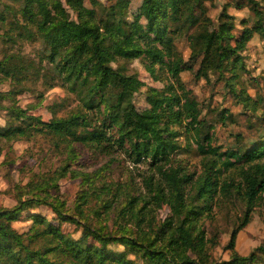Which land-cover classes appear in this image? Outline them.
<instances>
[{
    "label": "trees",
    "instance_id": "16d2710c",
    "mask_svg": "<svg viewBox=\"0 0 264 264\" xmlns=\"http://www.w3.org/2000/svg\"><path fill=\"white\" fill-rule=\"evenodd\" d=\"M18 1V8H0V28L8 26L2 38L11 44L41 41L46 47L43 57L53 73L72 90L79 87L83 111L43 120L21 108L14 94L22 87L16 85L24 77L21 72L33 66L10 54L13 59L5 56L0 60V80L10 79L16 85L8 93L0 92V110L2 101L9 100L4 108L6 123L0 126V142L40 135L66 142L71 152L75 144L109 153L123 150L132 163H147L151 173L143 178L148 195L124 198L120 205L118 218L126 223L117 234L91 226L83 214L82 207L89 201L86 191L90 189L92 194L98 189L91 185L89 174L81 178L89 188L76 200L78 217L63 210L64 203L48 192L50 183L56 185V177L27 183L22 195H15L13 207L0 206V264H256L255 252L240 256L234 245L255 206H264V140L245 151L222 150L214 145L212 126L201 119L198 102L183 85L180 73L198 64L196 75L213 71L223 79L229 74V81L237 68L245 67L241 51L254 32L264 36V12L259 1L248 0L256 16L255 25L244 26L238 37L232 33L234 24L227 14L216 28L207 29L210 19L203 0H141L139 11L144 22L128 19L133 0H114L111 4L88 0L90 7L85 0ZM183 35H187L191 49L187 60L174 47L175 40ZM134 59H140L153 76L165 69L175 83L162 90L147 88L144 96L148 106L141 111L134 105V96L143 82L135 74H126L121 66H113ZM227 85L231 86L229 82ZM249 99L244 95L245 104ZM222 118H227L224 112ZM182 136L183 147L177 140ZM193 145L200 157L199 172L188 171L181 160L173 158L178 149ZM230 173H236L237 178L229 177ZM232 191L240 196L243 214L230 234V259L214 263L201 222L212 214L219 199ZM97 199L105 213L110 211L112 198ZM41 205L51 210L54 220L80 227L81 236L72 238L60 225L34 212ZM163 205L169 208L167 216L156 225L148 221ZM22 212H27L30 224L19 232L13 223ZM116 243L124 247L122 252L109 249ZM255 251L264 253V246Z\"/></svg>",
    "mask_w": 264,
    "mask_h": 264
},
{
    "label": "rangeland",
    "instance_id": "374dc122",
    "mask_svg": "<svg viewBox=\"0 0 264 264\" xmlns=\"http://www.w3.org/2000/svg\"><path fill=\"white\" fill-rule=\"evenodd\" d=\"M102 4H111L114 0H99ZM259 1V8L264 12V0ZM90 7L89 1L85 0ZM141 0H133L128 7V19L138 18L144 22L140 14ZM11 5L18 8V0H0V8ZM206 16L210 19L208 30L216 28L223 14L231 16L230 21L234 27L232 33L240 36L244 26L252 28L255 25L256 16L249 8L248 0H203ZM74 17V16H73ZM264 20V18H263ZM5 28H0V60L15 54L22 58L24 63L33 66L30 71H22L23 79L20 85L10 79L0 80V92L8 93L15 89V85L22 87L20 93L14 94L17 104L25 108L29 114L38 115L43 120L52 117L62 118L75 112H82L78 92L70 88L60 76H56L51 66L43 57L45 45L39 41H18L11 44L2 36ZM233 42V39H232ZM177 52L187 60L190 56V44L187 35L178 37L174 42ZM245 67H239L234 71L235 76L226 81L229 74L221 78L218 73L208 71L207 75H196L198 64H194L192 70L180 73V78L191 96L196 98L200 110V117L207 125L212 126L213 144L222 150L239 148L245 151L255 142L264 140V36L253 33L246 47L241 51ZM121 66L126 74H135L143 82L140 91L134 96V105L138 110H144L148 104L144 93L149 87L164 89L168 83H175L166 73V70L156 71L151 75L144 67L140 59L120 61L113 64ZM39 71V73H35ZM228 82L231 84L227 85ZM244 95L249 96L245 104ZM9 100L2 101L0 110V126L6 123L5 106ZM222 112L227 118H222ZM205 131H208L207 129ZM113 132V131H112ZM114 133V132H113ZM179 144L185 145L184 137H179ZM66 142L51 136H35L30 140H19L9 143L0 142V206L11 208L16 204L15 195L25 190L29 182H38L48 176L56 177V185L51 183L47 187L48 192L57 200L64 203L66 212L78 217L75 205L78 196L87 190L88 184L82 182L84 174H89L97 187L95 193L86 191L89 201L82 207L84 216L93 227H101L104 232L117 234L125 228L124 220L118 218V209L124 202V198L132 196H146L148 189L143 178L151 173L147 163L135 164L123 150L104 152L89 146L75 144L73 152L69 150ZM181 160L188 171L200 170V157L195 151V146L180 148L173 158ZM66 164L63 175L59 170ZM229 177L236 179V173H230ZM237 183V181H235ZM105 185L109 189L101 188ZM23 198L26 195L22 196ZM264 197V193H263ZM97 198H112L110 211L104 212L100 208L102 201ZM240 196L234 191L228 196L221 197L214 205L212 214L203 218L201 228L208 240V254L211 262L221 263L230 259L231 250L228 241L231 231L241 220L243 205ZM94 213V211H98ZM38 212L50 219L54 224L70 234L72 238L81 236V228L72 222H58L55 215L44 205L37 207ZM169 213V208L163 205L157 210L151 223L155 225L161 222ZM27 212H22L13 223L19 231H25L30 224L26 218ZM145 221V220H144ZM147 221V220H146ZM146 224V222H144ZM128 227L132 228L130 225ZM145 230L148 228L144 226ZM135 232L136 229H135ZM264 246V206H255L251 220L237 234L234 250L240 256H248L255 252L256 264H264V253H258L256 248ZM113 252H122L124 247L119 244L109 245ZM132 258L131 255H129Z\"/></svg>",
    "mask_w": 264,
    "mask_h": 264
}]
</instances>
